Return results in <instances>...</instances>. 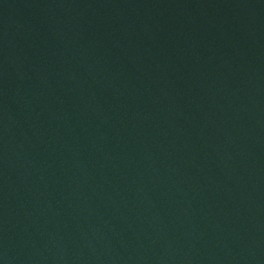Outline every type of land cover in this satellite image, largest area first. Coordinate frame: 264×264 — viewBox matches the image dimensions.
I'll list each match as a JSON object with an SVG mask.
<instances>
[{
	"label": "water",
	"instance_id": "obj_1",
	"mask_svg": "<svg viewBox=\"0 0 264 264\" xmlns=\"http://www.w3.org/2000/svg\"><path fill=\"white\" fill-rule=\"evenodd\" d=\"M0 264H264V0H0Z\"/></svg>",
	"mask_w": 264,
	"mask_h": 264
}]
</instances>
